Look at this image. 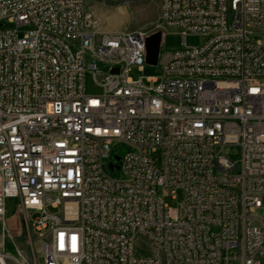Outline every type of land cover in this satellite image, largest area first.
<instances>
[{
  "label": "built area",
  "instance_id": "2783aa9c",
  "mask_svg": "<svg viewBox=\"0 0 264 264\" xmlns=\"http://www.w3.org/2000/svg\"><path fill=\"white\" fill-rule=\"evenodd\" d=\"M87 1L0 0V264L12 198L39 264H264V0H160L184 47L150 84V30L97 32Z\"/></svg>",
  "mask_w": 264,
  "mask_h": 264
},
{
  "label": "rangeland",
  "instance_id": "374dc122",
  "mask_svg": "<svg viewBox=\"0 0 264 264\" xmlns=\"http://www.w3.org/2000/svg\"><path fill=\"white\" fill-rule=\"evenodd\" d=\"M108 1V0H107ZM109 2V1H108ZM110 3H113L110 1ZM133 13L130 18V27L148 30L153 26V22L157 19L158 10L156 3L153 0H131ZM88 5V1H87ZM7 24V21L2 22ZM154 31L159 28L153 29ZM150 30V33L154 32ZM162 31V45L160 53V63L158 65H143L142 70L138 66H134L130 71V76L138 78L144 76V81H148L149 76L157 77L158 81L164 77V72L161 67V59L164 55L174 52L184 47L183 32L181 28H174L163 24ZM23 32H21V35ZM252 39H263L264 32L261 30H254L251 35ZM209 38V35L203 33H187L185 44L188 46H200L204 44ZM86 86L89 91L98 92L100 87L93 81L91 74L86 75ZM128 150L127 145L123 142L115 141L111 147V157L104 161L107 173L114 177L121 179L123 173L120 169H111L109 163L112 161L118 165L116 155L123 156ZM238 151L235 149L231 155H237ZM185 192L183 189H177L175 192H170L165 197V203L171 206H178L184 202ZM6 221L8 228V236L4 242V253L7 256V264H39L40 262V240L29 223L27 215L20 207L19 201L12 198L8 200V209L6 213ZM139 257H149L152 255V248L146 244L138 243L136 245Z\"/></svg>",
  "mask_w": 264,
  "mask_h": 264
},
{
  "label": "crops",
  "instance_id": "0c3cea01",
  "mask_svg": "<svg viewBox=\"0 0 264 264\" xmlns=\"http://www.w3.org/2000/svg\"><path fill=\"white\" fill-rule=\"evenodd\" d=\"M109 1V2H108ZM88 0L89 9L94 16L93 29L97 32H115L130 26L133 13L131 0ZM112 1L113 3H110ZM158 10L157 19L148 30L158 28L160 23V0H153ZM132 29H141L132 28ZM154 31V30H153Z\"/></svg>",
  "mask_w": 264,
  "mask_h": 264
},
{
  "label": "water",
  "instance_id": "95a60500",
  "mask_svg": "<svg viewBox=\"0 0 264 264\" xmlns=\"http://www.w3.org/2000/svg\"><path fill=\"white\" fill-rule=\"evenodd\" d=\"M162 45V31L159 29L146 37V61L149 65H158ZM116 71L118 69H115ZM119 159V156H116ZM114 165L110 164V168ZM118 167V166H116Z\"/></svg>",
  "mask_w": 264,
  "mask_h": 264
},
{
  "label": "bare ground",
  "instance_id": "6f19581e",
  "mask_svg": "<svg viewBox=\"0 0 264 264\" xmlns=\"http://www.w3.org/2000/svg\"><path fill=\"white\" fill-rule=\"evenodd\" d=\"M4 264H7V262H6V261H4Z\"/></svg>",
  "mask_w": 264,
  "mask_h": 264
}]
</instances>
